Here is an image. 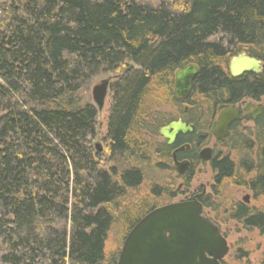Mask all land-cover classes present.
Returning <instances> with one entry per match:
<instances>
[{"label": "trees", "instance_id": "obj_1", "mask_svg": "<svg viewBox=\"0 0 264 264\" xmlns=\"http://www.w3.org/2000/svg\"><path fill=\"white\" fill-rule=\"evenodd\" d=\"M241 54L264 67V0H0V264H116L104 244L127 191L155 155L169 159L146 136L170 118L152 115L162 100L176 109V71L198 67L192 96L208 121L240 99L264 100V73L230 76ZM102 77L115 78L107 158L92 146L99 113L79 98ZM257 131L255 158L212 162L216 184L264 196V116ZM113 161L127 164L108 171ZM123 214L129 231L145 215ZM231 219L264 226L242 204Z\"/></svg>", "mask_w": 264, "mask_h": 264}, {"label": "rangeland", "instance_id": "obj_2", "mask_svg": "<svg viewBox=\"0 0 264 264\" xmlns=\"http://www.w3.org/2000/svg\"><path fill=\"white\" fill-rule=\"evenodd\" d=\"M262 73H264V68ZM102 79H105V77L92 80L83 86L79 94L82 104L94 105L92 101V89ZM110 106L111 102L109 98H106L103 110L97 116V136L92 143L95 152L101 153L102 157L106 158L108 145L106 131ZM173 112H175V109L171 103L162 100L161 104L153 110L152 115L158 113L164 118H169L171 114H174ZM255 135L254 131H250V133L244 132L235 144V149L227 148L223 150L221 147H218L217 151H220L221 155L228 157L236 164L243 155H247L253 159L257 151ZM146 138H148L146 141L150 143V150L153 154H155V150L164 145V140L160 137L146 136ZM244 140L250 141L252 145H245ZM207 143L212 145L214 143L213 139L211 137L208 138ZM97 144L100 146V151L95 147ZM126 164L125 162L113 161L106 162L104 167L108 171L111 168L121 170L126 167ZM141 169L143 170L142 183L136 189L127 191L126 197L123 203H121L120 212H118V216L115 217L108 232L107 240L104 244L106 261L118 260L122 244L129 231V227L124 225L122 219L125 210L134 214L137 213L136 218H140V216H143L147 212V210L143 213L140 212L142 205H145L147 209H156L177 203L183 197V192L187 191V188L195 189L201 185H205L206 199L204 201L203 215L220 229V233L226 239L229 247L228 255L221 264H264V226L262 229L246 228L239 222L231 219L234 208L239 204L245 205L243 199L247 196H249V203L245 206L250 210L264 214V196L255 197L246 188L236 184L235 180L224 181L221 185L216 184L215 172L212 170L210 164L204 165L201 163L196 165L193 170L192 179L188 182H185L182 178H177L170 159H164L162 156L155 155L152 163L147 166L142 165ZM154 186L162 189L160 195L156 196L152 194ZM179 187H182V191H179ZM171 195H174L173 198H171Z\"/></svg>", "mask_w": 264, "mask_h": 264}, {"label": "water", "instance_id": "obj_3", "mask_svg": "<svg viewBox=\"0 0 264 264\" xmlns=\"http://www.w3.org/2000/svg\"><path fill=\"white\" fill-rule=\"evenodd\" d=\"M228 71L232 77L247 72L261 71L260 61L241 54L230 60ZM199 69L190 64L176 71L173 94L187 100ZM113 77L102 79L92 89V101L101 113ZM236 118L233 110L223 111L217 120L214 138L222 140L230 123ZM191 132L181 122L161 129L160 135L169 145L178 133ZM98 150L100 146H95ZM100 151V150H99ZM200 158L210 160V150L202 151ZM174 158V171L180 176L187 171V164ZM248 196L243 199L247 203ZM229 247L217 226L202 216V205L196 200L177 202L156 208L140 219L127 233L116 264H220L228 255Z\"/></svg>", "mask_w": 264, "mask_h": 264}, {"label": "flooded vegetation", "instance_id": "obj_4", "mask_svg": "<svg viewBox=\"0 0 264 264\" xmlns=\"http://www.w3.org/2000/svg\"><path fill=\"white\" fill-rule=\"evenodd\" d=\"M263 68H264L263 64L261 63L260 72L254 73L251 71L244 73L240 76L248 75V74H261ZM194 85H195V80L193 83V89H194ZM193 89L187 100L184 101L177 99L173 94L174 99L177 102L175 112H173L174 114H171L168 122H166L164 126H162L158 130L159 137L162 140H164L165 146L169 149V159L172 162L173 171H174V158H173L174 152H175L176 161L179 164H187V171H185L180 176L176 175L174 171L175 176L177 178L184 179L185 182H188L192 179L193 170L196 165L202 163L204 165L210 164L212 167V162L214 160L219 161L225 157L221 155L220 151H217L218 147H221L223 150L227 148L231 149L232 147L236 146L235 144L237 143L239 137L242 136V133L244 132L250 133V131L251 132L254 131L255 134H257L258 132L257 125L264 116L263 99H259V100L240 99L236 102L223 106L221 109L214 112V114H212V116L208 118V121H205L203 117H201L200 115V112L204 110V106H203L204 99H201L199 97H193L192 96ZM225 110L235 111L236 118L228 126L227 135L224 137V139L217 140L214 138V130L219 115ZM177 122H181L186 127H190L191 132L178 133L175 137L174 143L172 145H169L167 140L160 135V131L161 129L166 128L169 125ZM210 137L213 139L214 142L212 145L207 143V140ZM205 149L210 150V154H209L210 160L208 161H204L200 158V156L203 155L202 151ZM181 188L182 187H179V191H182ZM186 190L187 191L183 192V197L180 199L179 202H188V201L196 200L202 205V216L208 219L203 215V209L205 205L204 201L206 199V186L201 185L199 188H195V189L187 188ZM248 203H249V196L247 203L244 204L246 205ZM250 211L252 213H258L255 210H250ZM148 213L149 212H147L146 214ZM208 220L212 224H214L210 219Z\"/></svg>", "mask_w": 264, "mask_h": 264}]
</instances>
